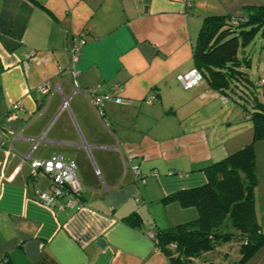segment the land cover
<instances>
[{"label": "crops", "instance_id": "0c3cea01", "mask_svg": "<svg viewBox=\"0 0 264 264\" xmlns=\"http://www.w3.org/2000/svg\"><path fill=\"white\" fill-rule=\"evenodd\" d=\"M260 6L264 0H0V264H169L148 233L197 217L195 206L169 197L204 185L203 167L252 141L244 114L248 121L223 141L221 94L205 80L186 89L177 75L194 68L204 18ZM240 56L250 60L252 80L264 79V38ZM43 83L50 95L39 91ZM97 84L103 92L121 86L114 93L122 101L104 104L107 124L84 96ZM233 121L226 118L228 129ZM254 152L264 232V139ZM52 155L75 162L80 208L65 197L62 207L37 199L49 179L32 174L30 161Z\"/></svg>", "mask_w": 264, "mask_h": 264}, {"label": "trees", "instance_id": "16d2710c", "mask_svg": "<svg viewBox=\"0 0 264 264\" xmlns=\"http://www.w3.org/2000/svg\"><path fill=\"white\" fill-rule=\"evenodd\" d=\"M257 35L264 38V6L246 8L243 16L206 17L197 32L194 68L221 98L231 99L243 110L252 124V141L203 167L204 185L180 190L169 197L182 206L197 209L194 220L169 231H152L156 247L166 255L169 264H192L194 258L211 264L205 256L227 242H236L238 246L237 257L228 264H264V232L254 206V142L264 139V103L258 100V87L254 86L260 78H250V60L240 56V50Z\"/></svg>", "mask_w": 264, "mask_h": 264}, {"label": "built area", "instance_id": "2783aa9c", "mask_svg": "<svg viewBox=\"0 0 264 264\" xmlns=\"http://www.w3.org/2000/svg\"><path fill=\"white\" fill-rule=\"evenodd\" d=\"M234 18V17H232ZM237 19V18H234ZM234 22L237 23L236 20ZM84 43L83 39L75 45L71 50V64H75L79 55L82 44ZM177 80L179 83L186 89L192 88L195 84L201 82L202 75L196 69L192 68L190 71L177 75ZM264 85V79H259L254 83V86L260 87ZM113 89V90H112ZM110 91H102V85L97 84L93 88H89L86 92H84V96L86 97V101L89 106L96 110L98 116L106 124L108 120L104 116V104L108 100H113L116 103L122 101V98L115 94L114 91L120 90L121 86L115 84L112 86ZM39 91L43 94L50 95V90L47 83H43L39 86ZM223 102H226L225 98H221ZM154 98L151 97L150 101H153ZM69 98L65 96L62 97V108L69 109L68 104ZM18 104L14 105V108H17ZM34 142V140H32ZM35 145V144H34ZM34 147V146H33ZM30 168L32 174L41 173L48 177L49 185L46 190L35 191V195L38 200L43 202L47 206H57L62 207L59 204V199L65 197L67 199L66 205L69 207L80 208L82 205L81 195L84 190V186L80 180V177L76 170V164L72 160H64L60 155H52L46 159H31ZM131 169L134 173V178L136 181H143V177L140 173L139 167L137 164H132ZM148 236L152 238L154 243H156V239L154 240L155 234L154 232H149ZM157 248V247H156ZM171 248H175L174 244H171Z\"/></svg>", "mask_w": 264, "mask_h": 264}, {"label": "rangeland", "instance_id": "374dc122", "mask_svg": "<svg viewBox=\"0 0 264 264\" xmlns=\"http://www.w3.org/2000/svg\"><path fill=\"white\" fill-rule=\"evenodd\" d=\"M259 39H260V36L257 35L254 40L258 41ZM251 70H253V68H251V69L248 68L247 72H248L250 78L252 79L253 76H252ZM260 89H261V87L258 89V93H256V95L260 94L262 91H264V90H262L264 88H262L261 90ZM232 97L234 100H237V101L239 100V98L235 95H232ZM239 102L246 104L242 100H239ZM248 108H250V107L248 106ZM219 109H223L227 112V114L225 115V117L223 118L222 121L225 122L226 118L229 116L235 117V122L233 121V125H231L230 129H228L229 126L225 125L224 122H222V124L219 125V127H220L219 128L220 138L223 141H225L227 139H231V137L235 133V132H233V129L235 128V126H234L235 123L242 124L248 120H246L245 117L243 116V113H242L243 110L237 104H235V102H233L231 99H229L228 101H226L224 103H221V104L219 103ZM251 126H252V124H251ZM238 128H239V126H238ZM242 130H244V127H241V129H238L239 132H241ZM235 131L237 132V129ZM237 248H238V246H237L236 242L223 243L215 251L208 253L205 256V260L207 259V261H210L211 264H228V263H231L237 257V254H238ZM216 260H218V261L216 262ZM203 263H204V261L202 258H194L192 260V264H203Z\"/></svg>", "mask_w": 264, "mask_h": 264}, {"label": "water", "instance_id": "95a60500", "mask_svg": "<svg viewBox=\"0 0 264 264\" xmlns=\"http://www.w3.org/2000/svg\"><path fill=\"white\" fill-rule=\"evenodd\" d=\"M96 244L99 245V246H102L104 244V240L103 239H97L96 240Z\"/></svg>", "mask_w": 264, "mask_h": 264}]
</instances>
